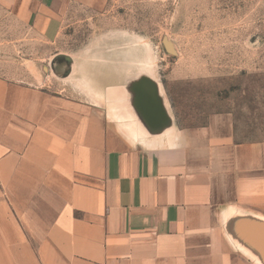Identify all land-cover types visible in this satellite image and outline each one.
<instances>
[{
  "label": "crops",
  "instance_id": "crops-1",
  "mask_svg": "<svg viewBox=\"0 0 264 264\" xmlns=\"http://www.w3.org/2000/svg\"><path fill=\"white\" fill-rule=\"evenodd\" d=\"M106 1L0 10L51 46L74 8ZM53 54L55 77L83 75L72 92L43 81L49 64L39 84L0 75V264H264V139L241 137L230 110L178 124L122 53Z\"/></svg>",
  "mask_w": 264,
  "mask_h": 264
},
{
  "label": "rangeland",
  "instance_id": "rangeland-1",
  "mask_svg": "<svg viewBox=\"0 0 264 264\" xmlns=\"http://www.w3.org/2000/svg\"><path fill=\"white\" fill-rule=\"evenodd\" d=\"M56 51L79 63L122 53L130 75L150 69L161 81L178 124L230 110L241 137L264 139V0H107L74 8L51 46L0 10L1 76L39 84L49 64L43 81L72 92L83 75L55 77Z\"/></svg>",
  "mask_w": 264,
  "mask_h": 264
},
{
  "label": "water",
  "instance_id": "water-1",
  "mask_svg": "<svg viewBox=\"0 0 264 264\" xmlns=\"http://www.w3.org/2000/svg\"><path fill=\"white\" fill-rule=\"evenodd\" d=\"M149 90L152 91L153 89L151 87H149ZM147 114L143 113V116L146 118L148 116H146ZM168 121L170 122V119L168 118Z\"/></svg>",
  "mask_w": 264,
  "mask_h": 264
}]
</instances>
